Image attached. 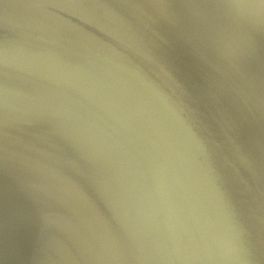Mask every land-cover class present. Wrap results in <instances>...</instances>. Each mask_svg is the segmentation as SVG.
<instances>
[{
  "label": "water",
  "instance_id": "95a60500",
  "mask_svg": "<svg viewBox=\"0 0 264 264\" xmlns=\"http://www.w3.org/2000/svg\"><path fill=\"white\" fill-rule=\"evenodd\" d=\"M0 264H264V0H0Z\"/></svg>",
  "mask_w": 264,
  "mask_h": 264
}]
</instances>
